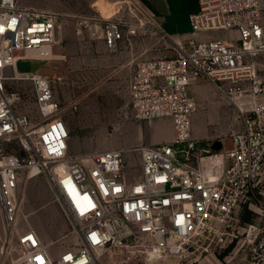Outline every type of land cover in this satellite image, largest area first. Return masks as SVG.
Returning <instances> with one entry per match:
<instances>
[{"label":"built area","instance_id":"1","mask_svg":"<svg viewBox=\"0 0 264 264\" xmlns=\"http://www.w3.org/2000/svg\"><path fill=\"white\" fill-rule=\"evenodd\" d=\"M198 1V11L189 15L193 35L235 31L237 39L193 38L175 45L173 57L137 62L128 89L131 114L136 121L171 119L173 138L134 149L141 156V176L132 180L124 149L70 156V129L57 115L51 80L15 73L19 60L54 58L61 15L21 0H0V147L16 140L25 151L0 154V259L10 255L25 171L49 181L56 202L75 223L78 248L54 258L29 228L18 236L22 256L14 264H95L99 255L135 246L150 257L189 258L200 248V254H210L211 244H198L234 229L243 204L264 221V81L255 62L264 56V10L260 0ZM102 22L111 52L140 29L119 18ZM8 70L15 76H7ZM15 78L31 81L40 124L18 110L20 94L7 88ZM195 80L214 86L239 110V129L229 132L231 148L214 151L193 137ZM252 235L247 250L237 245L220 264H264V225Z\"/></svg>","mask_w":264,"mask_h":264},{"label":"rangeland","instance_id":"2","mask_svg":"<svg viewBox=\"0 0 264 264\" xmlns=\"http://www.w3.org/2000/svg\"><path fill=\"white\" fill-rule=\"evenodd\" d=\"M21 3L61 15L59 23L65 36L59 47L64 57L45 62L48 69L40 74L51 80L60 106L57 115L71 121L69 155L85 157L94 152L124 149L125 172L132 180L138 179L141 176V156L134 149L166 142L162 135L155 142L150 141L153 139L148 136L153 125H161L165 118L136 121L130 110L129 83L138 61L173 57L175 44L147 22L139 9L140 5L128 0H21ZM110 18L135 23L140 28L136 35H126L116 52L108 50L104 43L102 20ZM42 66V62L22 60L18 69L29 75ZM260 79L264 81V73H260ZM201 87L204 92H199L200 99L194 93L199 103L195 113L199 117L198 122L201 123L203 116L207 115L209 126L205 127L214 133L211 141H217L212 146L214 151H221L223 145L230 148L228 132L239 129V110L231 99L213 86L202 83ZM7 88L20 94L18 110L40 124L31 81L11 79L7 81ZM217 106L222 108L223 121L219 120V113L215 110ZM0 148V154L25 155L23 147L16 140L5 142ZM19 193L21 203L10 239V255L0 259V264H14L21 258L18 236L29 228L36 231L54 258L78 248L75 223L61 210L45 176L30 177L28 171L23 172L20 175ZM248 212L252 213L249 222L244 220ZM235 217L238 222L234 229H228L223 236L212 235L204 243L198 244L202 247L211 244L213 251L210 254H200V248L189 258L150 257L142 247L135 246L99 255L95 264H220L237 245L242 247V251L247 250L249 241L253 240L252 234L264 225L263 214L251 210L247 204L236 210ZM231 245L233 247L227 251ZM196 258L197 261L194 260Z\"/></svg>","mask_w":264,"mask_h":264},{"label":"crops","instance_id":"3","mask_svg":"<svg viewBox=\"0 0 264 264\" xmlns=\"http://www.w3.org/2000/svg\"><path fill=\"white\" fill-rule=\"evenodd\" d=\"M137 3H139L143 8L146 9L148 14L157 21L158 24H160L162 28L163 36L168 38L172 43L175 45H180L182 43H187L189 40L196 38L199 41H209L214 38L218 39H223L225 41H231L237 39V33L235 31H228V32H213V33H201L198 35H193L192 28L189 22V15L192 13H195L199 9V1L198 0H136ZM261 6L264 10V0H260ZM62 28L60 27L59 23V29H58V42L53 46L52 52L54 58H63L64 53L61 51V48L59 47V44L64 38V30H61ZM61 30V31H60ZM53 58V59H54ZM22 60H19L16 65V74H21V73H26L27 72H21L18 69V65ZM35 62H42L43 66L41 69L35 71L34 73H29V75L32 74H40L42 71L48 69V64L45 62L47 61H39V60H33ZM255 62L258 65L259 72L264 73V56L262 57H257L255 59ZM12 70H8L7 74H15ZM41 75V74H40ZM14 76V75H13ZM11 77V76H9ZM202 83H207L206 81H201V80H195L192 85L190 86V92L191 94L195 97L194 93L197 94V97H199L201 94L199 92L203 93V89L201 87ZM212 86L211 84H209ZM214 87V86H213ZM215 88V87H214ZM196 99V97H195ZM197 100V99H196ZM198 102V100H197ZM199 104V103H198ZM216 111H218L219 116H220V121H223L225 118L222 117L223 112L222 108L220 106H217L215 108ZM195 115V114H194ZM204 118L202 119V122L199 123V117L196 115L193 116L192 119V135L195 139L200 140L202 143L208 146L214 145L215 142L217 141H211L212 140V135L214 133L210 132L209 130L206 129L205 126H209V121L207 115L203 116ZM168 118H165V120ZM161 123V125H153V129L151 130L150 133H148L149 137H152L153 140H150L152 142H155L158 139L160 135L164 137L166 142H169L173 138V123L171 119L168 121H165ZM66 123L71 130V121L66 120ZM205 124V125H204ZM240 126L237 123V128ZM209 129V128H208ZM230 132V131H229ZM228 132V135H229ZM157 135V137H156ZM147 141V137H146ZM225 141V140H224ZM231 141V138H230ZM145 142V141H144ZM225 145H223L224 148ZM232 146V142H231ZM231 148V147H230ZM225 149H229L225 147Z\"/></svg>","mask_w":264,"mask_h":264},{"label":"trees","instance_id":"4","mask_svg":"<svg viewBox=\"0 0 264 264\" xmlns=\"http://www.w3.org/2000/svg\"><path fill=\"white\" fill-rule=\"evenodd\" d=\"M251 215H252V213L251 212H248V215H247V217L244 219L245 221H251L252 219H251ZM233 247V245H231L228 249H227V251H229V250H231V248Z\"/></svg>","mask_w":264,"mask_h":264},{"label":"bare ground","instance_id":"5","mask_svg":"<svg viewBox=\"0 0 264 264\" xmlns=\"http://www.w3.org/2000/svg\"><path fill=\"white\" fill-rule=\"evenodd\" d=\"M34 175L30 176V177H33Z\"/></svg>","mask_w":264,"mask_h":264}]
</instances>
